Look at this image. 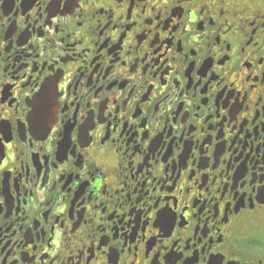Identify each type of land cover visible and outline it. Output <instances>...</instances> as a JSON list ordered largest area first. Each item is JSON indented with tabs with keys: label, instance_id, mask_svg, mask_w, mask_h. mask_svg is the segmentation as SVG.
<instances>
[{
	"label": "flooded vegetation",
	"instance_id": "1",
	"mask_svg": "<svg viewBox=\"0 0 264 264\" xmlns=\"http://www.w3.org/2000/svg\"><path fill=\"white\" fill-rule=\"evenodd\" d=\"M0 264H264V0H0Z\"/></svg>",
	"mask_w": 264,
	"mask_h": 264
}]
</instances>
